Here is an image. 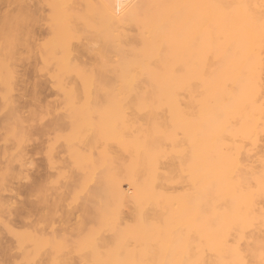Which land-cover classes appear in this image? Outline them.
<instances>
[{
    "label": "bare ground",
    "instance_id": "6f19581e",
    "mask_svg": "<svg viewBox=\"0 0 264 264\" xmlns=\"http://www.w3.org/2000/svg\"><path fill=\"white\" fill-rule=\"evenodd\" d=\"M25 1L48 6L30 34L65 108L53 205L78 207L50 234L8 228L22 260L264 264V0Z\"/></svg>",
    "mask_w": 264,
    "mask_h": 264
},
{
    "label": "rangeland",
    "instance_id": "374dc122",
    "mask_svg": "<svg viewBox=\"0 0 264 264\" xmlns=\"http://www.w3.org/2000/svg\"><path fill=\"white\" fill-rule=\"evenodd\" d=\"M2 1L0 39H4L5 15L20 11L16 17L22 21H17L16 41L3 43V39L0 40V264H30L22 260L21 251L16 247L17 239L8 228L17 233L40 228L50 234L60 229L68 212L71 216L69 214L66 220L73 223L78 206L67 196L61 206L53 205V197L65 189L66 175L71 167L65 160L63 140L56 136L67 129L60 118L65 109L60 84L50 75L57 66L37 56L41 51L32 39L34 33L30 34L44 24L43 14H46L44 11L48 13V6L43 1L39 9L32 7L29 11L24 8L25 0H10L9 5L13 3L10 11L6 5L2 6ZM41 6L46 9L40 10ZM84 55L82 59L87 62L93 60L90 54ZM64 78L63 82L68 85L76 83L73 74ZM50 144H53L52 160L48 158ZM44 194H47L45 201L42 200ZM128 211L124 214L126 219Z\"/></svg>",
    "mask_w": 264,
    "mask_h": 264
},
{
    "label": "clouds",
    "instance_id": "9594fccd",
    "mask_svg": "<svg viewBox=\"0 0 264 264\" xmlns=\"http://www.w3.org/2000/svg\"><path fill=\"white\" fill-rule=\"evenodd\" d=\"M127 0H116V12L119 14L126 7Z\"/></svg>",
    "mask_w": 264,
    "mask_h": 264
}]
</instances>
